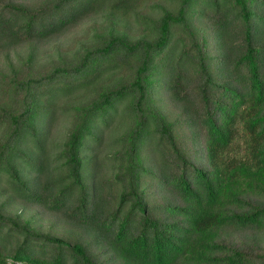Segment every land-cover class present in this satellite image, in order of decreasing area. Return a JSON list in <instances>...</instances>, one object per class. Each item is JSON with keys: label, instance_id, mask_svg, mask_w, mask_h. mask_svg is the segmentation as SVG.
Instances as JSON below:
<instances>
[{"label": "trees", "instance_id": "obj_1", "mask_svg": "<svg viewBox=\"0 0 264 264\" xmlns=\"http://www.w3.org/2000/svg\"><path fill=\"white\" fill-rule=\"evenodd\" d=\"M107 262L264 264V0H0V264Z\"/></svg>", "mask_w": 264, "mask_h": 264}, {"label": "rangeland", "instance_id": "obj_2", "mask_svg": "<svg viewBox=\"0 0 264 264\" xmlns=\"http://www.w3.org/2000/svg\"><path fill=\"white\" fill-rule=\"evenodd\" d=\"M169 108H170V105L168 103L166 105L162 106V109L165 111H167ZM170 110H173V108L171 107ZM180 131L182 133L183 130L180 129ZM188 146H189V148H191L190 157L192 159H193V157H196L200 154V153L199 154L196 153L197 152L196 150L200 151L199 145H195L194 143L189 142ZM196 161L199 165H205L204 161L202 159L201 160L196 159ZM147 178H148V176H147ZM22 212H26L25 215L30 217L32 219V221H34V223H36V224L41 223L43 230L51 229L53 231V230H57V228H58V226L53 223V219L48 214L41 213L38 210H35L34 207H32V206H25L24 209H22ZM106 264H110V262H107Z\"/></svg>", "mask_w": 264, "mask_h": 264}]
</instances>
